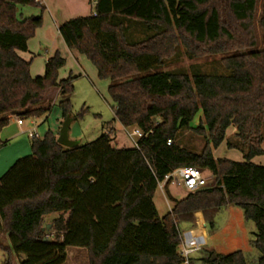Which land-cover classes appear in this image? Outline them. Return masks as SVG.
<instances>
[{"label": "trees", "instance_id": "trees-1", "mask_svg": "<svg viewBox=\"0 0 264 264\" xmlns=\"http://www.w3.org/2000/svg\"><path fill=\"white\" fill-rule=\"evenodd\" d=\"M87 1L93 14L64 22L59 34L110 82L114 120L145 137L130 149L114 148L111 130L75 148L59 145V133L34 138L32 154L0 178V239L8 243H0V251L20 257L19 264H65L68 248L85 249L89 264H185L179 225L212 220L235 205L256 226L259 256L252 264H264V167L252 163L264 154V50L255 49L253 30L258 0ZM35 6L40 0H0V134L12 116L45 115L49 90L74 93L72 77L59 80L66 61L58 51L41 77H32L31 61L19 55L43 24L42 16L23 17L19 7ZM126 20L143 23L152 35L131 41ZM260 26L264 31V4ZM181 47L191 58L224 55L229 74H147ZM59 107L64 121L74 120L69 98ZM230 127L235 141L227 147L243 154L242 163L214 158ZM186 131L205 142L200 153L183 147ZM184 167L208 171L210 185L178 201L168 184L165 197L174 206L159 217L158 185ZM49 215H58L50 231L44 225ZM199 262L249 264L241 251L189 258Z\"/></svg>", "mask_w": 264, "mask_h": 264}, {"label": "rangeland", "instance_id": "rangeland-1", "mask_svg": "<svg viewBox=\"0 0 264 264\" xmlns=\"http://www.w3.org/2000/svg\"><path fill=\"white\" fill-rule=\"evenodd\" d=\"M40 3L41 6L19 7V13L23 17L42 16L43 19L42 27L37 29L34 37L28 42V52H20L19 55L27 62L31 61L32 77H41L45 73L47 59L58 51L66 61L65 66L59 71V80L72 77L74 93L69 97H63L57 89H51L45 96L44 107L47 110L45 115L40 118L24 117L23 125L17 124L19 119L17 116L10 118L9 125L0 134V142L5 144L0 148V178L17 160L32 154L31 135H35L36 139H43L48 132L59 133L64 122L59 103L67 98L71 100V116L74 119L69 127L71 141L85 145L110 130L113 132L112 146L116 149L134 148V141H139L136 136L133 137V141L128 135L133 132V128L124 129L114 120V103L108 92L110 82L98 77L96 68L87 57L69 50L59 34L58 23L91 16L94 6L86 0H40ZM263 4L264 0H258L253 25L256 50H264V31L260 26ZM125 24L128 27V37L133 42L152 35V30L142 25L143 23L126 20ZM133 32L134 35L131 37L130 33ZM223 57L224 55L191 58L181 47L178 56L163 67L154 68L147 74L184 73L192 77L195 72L200 71L207 75H228L229 72L221 64ZM200 117L201 112L195 116L192 127L198 126ZM234 134V127H230L226 132L225 141L213 152L216 160L244 162L240 151L227 147L228 142L235 141ZM204 143L203 139L192 131H186L183 134L182 144L188 151L200 153ZM252 163L264 167V154L254 158ZM203 174L210 181L212 180L208 171ZM188 193L182 186H170L169 194L174 200H182ZM154 203L159 217H164L174 206V201L165 197V189L163 193L159 188L155 193ZM56 218L58 215H49L44 219V225L49 228L48 231L52 229V222ZM179 227L184 241L180 249L184 247L194 249L195 253L190 256L191 258H204L209 252L225 256L241 251L249 264L258 259L259 253L253 246L256 226L245 218L244 211L238 206L228 205L222 208L213 215L212 220L194 224L181 223ZM49 237L52 238L51 233ZM0 243L7 248V237H2ZM20 259L8 252L0 251V264H19ZM65 264H89L88 252L81 248H68Z\"/></svg>", "mask_w": 264, "mask_h": 264}, {"label": "built area", "instance_id": "built-area-1", "mask_svg": "<svg viewBox=\"0 0 264 264\" xmlns=\"http://www.w3.org/2000/svg\"><path fill=\"white\" fill-rule=\"evenodd\" d=\"M18 125H23V120L21 118L17 119ZM129 137L134 141L133 137L142 139L145 137V134L137 128H134L132 133H128ZM31 138H36L35 135H31ZM135 146H138V142H135ZM171 141H168L167 145H171ZM210 179L206 177L202 171L193 167H184L174 171L171 174H168L164 177V180L159 183L158 188L164 193L165 187L169 185L182 186L188 192H195L202 188H205L210 185ZM182 255L186 259L185 264H189L190 256L195 253L194 249H182Z\"/></svg>", "mask_w": 264, "mask_h": 264}, {"label": "water", "instance_id": "water-1", "mask_svg": "<svg viewBox=\"0 0 264 264\" xmlns=\"http://www.w3.org/2000/svg\"><path fill=\"white\" fill-rule=\"evenodd\" d=\"M71 121L72 119H70L69 117L65 119V121L63 122L60 128L59 135L57 137V143L65 148H75L80 144L79 142L71 141L69 139V127Z\"/></svg>", "mask_w": 264, "mask_h": 264}, {"label": "crops", "instance_id": "crops-1", "mask_svg": "<svg viewBox=\"0 0 264 264\" xmlns=\"http://www.w3.org/2000/svg\"><path fill=\"white\" fill-rule=\"evenodd\" d=\"M87 1V0H86ZM89 2V1H88ZM90 3V2H89ZM90 4H92V3H90ZM93 5V4H92ZM65 22H67V21H65ZM63 23H58V25H57V28H58V31H59V27H60V25H62ZM124 128V127H123ZM124 129H126V128H124ZM134 129V128H133ZM170 186L171 185H169V187H168V189H169V192H170ZM171 194V193H170Z\"/></svg>", "mask_w": 264, "mask_h": 264}]
</instances>
